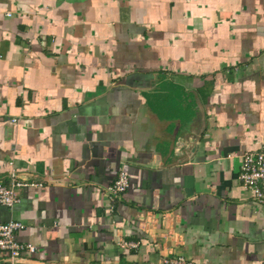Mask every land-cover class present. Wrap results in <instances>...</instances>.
<instances>
[{
    "label": "crops",
    "instance_id": "obj_1",
    "mask_svg": "<svg viewBox=\"0 0 264 264\" xmlns=\"http://www.w3.org/2000/svg\"><path fill=\"white\" fill-rule=\"evenodd\" d=\"M261 150L264 0H0V184H41L0 204L16 264H264Z\"/></svg>",
    "mask_w": 264,
    "mask_h": 264
},
{
    "label": "built area",
    "instance_id": "obj_2",
    "mask_svg": "<svg viewBox=\"0 0 264 264\" xmlns=\"http://www.w3.org/2000/svg\"><path fill=\"white\" fill-rule=\"evenodd\" d=\"M17 122L18 118L11 119ZM10 185L0 184V204L8 207L14 206L20 201V193L24 187L39 186L40 183H28L19 175L13 162H10ZM239 181L246 189L252 192L256 202L264 204V150L246 151L241 156V166L238 175ZM130 187V178L125 169H121L108 187L112 199L122 196ZM26 224L22 221L11 220L0 223V251L5 254L2 264H16L23 255H33L37 246L32 242L19 240L17 233L24 230ZM122 247L136 248L138 242L122 240ZM163 264H195L186 257L179 255L175 258H163Z\"/></svg>",
    "mask_w": 264,
    "mask_h": 264
}]
</instances>
